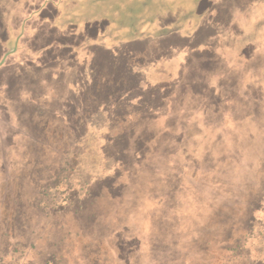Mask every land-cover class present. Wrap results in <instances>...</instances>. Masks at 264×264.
Returning a JSON list of instances; mask_svg holds the SVG:
<instances>
[{
  "label": "rangeland",
  "instance_id": "obj_1",
  "mask_svg": "<svg viewBox=\"0 0 264 264\" xmlns=\"http://www.w3.org/2000/svg\"><path fill=\"white\" fill-rule=\"evenodd\" d=\"M0 6L5 34L26 35L20 59L4 49L0 69L30 62L32 28L35 50L49 44L48 28L88 25L117 35L111 43L180 31L197 42L211 33L201 0ZM213 9L221 29L232 26L218 29L224 41L212 65L202 45L189 43L192 51L173 61L179 69L167 66L168 89L144 90L125 77L103 85L94 63L99 76L75 92L71 108L42 97L63 89L45 82L55 71L39 78L27 64L0 70L20 79L16 95L27 85L38 100L18 113L21 97L3 102L0 80V264H264V0H217Z\"/></svg>",
  "mask_w": 264,
  "mask_h": 264
},
{
  "label": "crops",
  "instance_id": "obj_2",
  "mask_svg": "<svg viewBox=\"0 0 264 264\" xmlns=\"http://www.w3.org/2000/svg\"><path fill=\"white\" fill-rule=\"evenodd\" d=\"M204 3H208V10H203L205 13L202 14L205 19H208V25L204 27L206 30H210L211 33L209 35L204 36H198V47H201L202 45V51L205 52V54H208V57H205L206 61L210 62V65H212V56L213 53L218 49V43L219 41H224L223 37L226 31L229 30V28L232 26V23L227 24L226 29H221L219 25H217V9H213L215 7V3L217 0H201ZM224 0H222V3ZM202 4V3H201ZM39 11H42L40 9ZM37 12V11H36ZM35 12V13H36ZM33 17V16H32ZM204 19V20H205ZM230 22V21H229ZM221 29V31H224V34L221 35V31L218 29ZM203 28H198L197 31H203L201 30ZM217 30V32H216ZM33 31V32H32ZM54 31V30H53ZM29 32V31H28ZM61 33V32H60ZM28 42H26V47L32 43L33 36L37 34L33 28L31 29ZM66 36H77L83 40V45L80 49L75 48L74 46L66 47L68 51H70L71 55L73 56L71 59H75V63H70L67 60V54L68 52H65V55H63V52L55 56L53 63H57L61 65H65V67H60V71H56L53 73L52 79H45V82H48L49 80L58 82L59 86H62L63 89H60L61 91H55V89H52V93L49 91L46 95H42V97L45 98V100H49L52 97H56V101L60 102V104L68 103L74 97L75 92L77 94L84 93L85 87L89 88L93 85V64L96 63V65L99 67V71L101 75L105 79H110L111 82L116 81V79L120 78H127V79H133L135 78V81L132 82V85H135L138 88L146 90V88H169L167 84L171 82V74H167L168 70V64L174 63L177 65V68L179 69L180 65H178L177 61H180L181 59L184 60L185 56L189 51H192V47L189 48V43L193 45V43L196 42L195 37L193 36H183V32H178L174 34L173 32H167V34H162L157 37H137L132 39H126L119 42H113L111 43L109 41L110 38L116 37L117 35H106L102 34L101 32H93L92 29L88 26H77L73 27L70 26V29L65 30V32L61 33ZM68 34V35H67ZM8 41L5 44L6 50L10 51L13 55H9L8 58L11 56L19 57L20 54H22L23 50H20L21 41L25 38L26 35L21 33V35H17V37L13 36V34L9 35L6 34ZM219 35V39L216 42L215 36ZM129 37V36H128ZM207 41V47H205V41ZM217 43L215 46L212 44V42ZM196 42V43H197ZM209 42V43H208ZM14 44H16V47L14 48ZM148 44H156L155 47H148ZM209 44V45H208ZM4 45V46H5ZM61 45V44H58ZM57 46V45H56ZM184 46L186 49H184ZM26 47L24 49H26ZM61 47V46H60ZM31 50V51H29ZM28 53H26L28 56H31L32 58L28 57L27 59H33V62L26 63L21 57L22 60H19L18 62L14 61L12 63H6L3 68H9L11 65L13 67H16V65H22L27 64L31 71H33L39 78L43 75H48V73L45 71V62H41L40 58L41 53H38L36 50L29 49ZM196 50V49H195ZM201 50V49H200ZM160 51V53H159ZM171 51V58L167 57V52ZM154 52L157 53V55H154ZM8 55V54H7ZM5 55V57H7ZM25 54H23L24 56ZM75 56V57H74ZM38 57V58H37ZM70 57V56H69ZM5 59V58H4ZM20 59V57H19ZM129 61V63H128ZM175 61V62H173ZM52 62V61H51ZM76 70H81V73L77 74V77L81 78V80L76 79L74 80L73 74L76 72ZM64 72L65 78H60L61 75L60 72ZM174 71V80L175 83L178 79H175L177 76H175L177 73H179V70L172 69ZM11 74L1 72V83H2V90L3 94V102H6L7 104L10 103L9 97H21L20 99L14 100L18 102L19 109L18 113L23 112L25 114L26 110H22L23 106H37L38 100L33 98L34 95H32L28 91L27 85L22 88V91L19 90V96L15 94L16 89L18 88L20 84V79L16 77L17 79H9L7 80V75ZM170 75V76H169ZM167 79L168 82H164ZM139 78V79H137ZM39 80V79H38ZM171 84H174L171 82ZM166 85L167 87H164ZM17 86V87H16ZM23 86V85H22ZM24 89V90H23ZM71 97V99H70ZM3 106H7L6 104H3ZM9 107V106H8ZM13 113H9V117H14ZM20 115V114H19ZM16 116V115H15ZM21 116V115H20ZM19 116V117H20ZM26 117V115H24Z\"/></svg>",
  "mask_w": 264,
  "mask_h": 264
},
{
  "label": "trees",
  "instance_id": "obj_3",
  "mask_svg": "<svg viewBox=\"0 0 264 264\" xmlns=\"http://www.w3.org/2000/svg\"><path fill=\"white\" fill-rule=\"evenodd\" d=\"M39 8H37L36 9V11L38 10ZM0 12H2L1 11V6H0ZM50 17V16H49ZM45 19V18H44ZM49 19V18H48ZM46 20L47 22H49V20ZM45 21V22H46ZM51 21V20H50ZM44 22V23H45ZM46 22V25H48L49 26V24L51 25V22H49V24ZM5 29V26H4V24H3V22L0 20V57L2 56L1 55V52H3L4 51V49L6 50V43H7V41H8V38H7V35L5 34V32L3 31ZM49 29V28H48ZM45 30L44 29V35H45V37L46 38H49L50 40H49V44L48 43H46V44H44V45H42L41 47H35L36 48V51L38 52V53H41L42 55H41V57H40V60H41V62H45L44 64H45V71L49 74V71L50 70H53V71H60V67H65V65H61L60 66V64H57L56 62L55 63H53V60H54V58H55V56H57L58 54H60L61 52H63V55H65V52H68V54H67V60H70V61H68V62H70V63H75L76 61H75V59H71L73 56L70 54L71 52L70 51H68L67 50V48L66 47H71V46H74L75 48H78V49H80L81 48V46L84 44L83 43V40L81 39V38H79V37H77V36H66V35H63V34H61V33H56L55 31H53V30ZM30 33V32H29ZM162 34H167V32H164V33H161V34H159V35H162ZM31 34H29V36H30ZM68 35V34H67ZM159 35H157V36H159ZM34 38H33V42L34 41H36V39H37V34H35L34 36H33ZM138 36L137 35H131V36H129V37H126V39H132V38H137ZM35 39V40H34ZM58 44H61V45H58ZM5 45V46H4ZM36 45H39L38 44V42L36 43ZM57 45V46H56ZM71 45V46H70ZM34 46H35V42L34 43H31L30 44V49H32V50H35L34 49ZM61 46V47H60ZM39 50V51H38ZM70 56V57H69ZM75 57V56H74ZM42 58H44V59H42ZM29 61L30 62H33V59H29ZM52 61V62H51ZM97 66V65H96ZM56 69V70H55ZM93 70H94V72H95V74H96V72H97V75H98V71H96L97 70V68H96V70H95V67H94V65H93ZM54 73V72H53ZM53 73H52V75L51 74H49V77H50V79H52V76H53ZM61 73V78H65L64 77V72L62 71V72H60ZM99 75H100V78H99V81H100V83H102L103 85H108V86H112L114 83H115V81L114 82H111V81H109L108 79H105L104 77H102V75H101V73H100V71H99ZM98 75V76H99ZM97 76V77H98ZM95 77H96V75H95ZM95 77L93 76V79H95ZM52 81V80H51ZM93 83H95V80H93ZM115 85V84H114ZM117 85V84H116ZM124 95H125V93H123ZM122 93H119L118 95L115 93V97H113V98H116V99H119V98H121V97H124V95H123ZM74 98V97H73ZM73 98L71 99V100H69L70 102H68L69 104V106H71V108L72 107H74V100H73ZM227 218V217H226ZM233 220H231V221H227L228 223H231ZM220 228V227H219ZM212 229V228H211ZM222 229L223 230H225L224 232L226 233V234H228V232H229V230L231 229V227L229 228V230H228V228L226 227V226H224V227H222ZM218 230V229H217ZM223 233V232H222ZM225 240H227V239H225ZM229 241V240H228ZM227 241V242H228ZM209 243H206L205 244V247H207V245H208ZM234 249V248H233ZM228 250H231L232 251V248L231 249H228Z\"/></svg>",
  "mask_w": 264,
  "mask_h": 264
},
{
  "label": "water",
  "instance_id": "obj_4",
  "mask_svg": "<svg viewBox=\"0 0 264 264\" xmlns=\"http://www.w3.org/2000/svg\"><path fill=\"white\" fill-rule=\"evenodd\" d=\"M4 62V60L0 63V65Z\"/></svg>",
  "mask_w": 264,
  "mask_h": 264
}]
</instances>
